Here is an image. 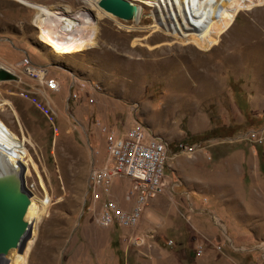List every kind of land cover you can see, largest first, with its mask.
<instances>
[{
    "label": "rangeland",
    "instance_id": "rangeland-1",
    "mask_svg": "<svg viewBox=\"0 0 264 264\" xmlns=\"http://www.w3.org/2000/svg\"><path fill=\"white\" fill-rule=\"evenodd\" d=\"M29 1L69 15L87 11L96 47L56 57L39 41L37 11L0 0V67L18 77L0 82V122L17 138L12 157L35 208L15 257L0 264H264V144L248 140L264 130V50L249 45L264 42V6L247 10L264 0L226 8L223 22L203 23L202 39L189 30L154 32L155 9L138 0H130L143 8L137 21L95 1ZM25 57L47 67L60 91L20 73ZM136 120L198 149L171 148L172 189L151 202L138 227L106 228L88 197L91 169L107 156L101 127L121 132ZM112 191L122 199L128 181L116 179Z\"/></svg>",
    "mask_w": 264,
    "mask_h": 264
},
{
    "label": "built area",
    "instance_id": "built-area-1",
    "mask_svg": "<svg viewBox=\"0 0 264 264\" xmlns=\"http://www.w3.org/2000/svg\"><path fill=\"white\" fill-rule=\"evenodd\" d=\"M17 68L20 73L47 91L52 93L60 91V83L50 76L49 69L34 65L29 57L20 60ZM76 85L83 90L86 88L85 84L73 80L71 86ZM77 95L73 93L70 96L79 99ZM93 102L94 100L89 99V103ZM101 132L104 135L107 156L102 164L91 169L88 197L92 203L100 204L96 218L99 225L133 230L140 224L151 202L159 194L172 189L173 183L166 176L171 148L183 154H192L198 146L174 145L171 140L154 136L155 134L138 120L121 132L106 125L101 127ZM250 138L253 142L263 145L264 130L253 133L248 140ZM116 179H125L129 183L130 192L122 199L118 193L112 191ZM26 188L31 191L27 186ZM144 242L145 239L141 237L135 240L136 244ZM216 249L220 252L223 247L216 245ZM203 251L204 248L200 245L195 253L201 255Z\"/></svg>",
    "mask_w": 264,
    "mask_h": 264
},
{
    "label": "bare ground",
    "instance_id": "bare-ground-1",
    "mask_svg": "<svg viewBox=\"0 0 264 264\" xmlns=\"http://www.w3.org/2000/svg\"><path fill=\"white\" fill-rule=\"evenodd\" d=\"M34 10L36 15L34 24L38 29L39 41L48 47L56 57H65L83 53L86 50L96 47V22L91 18L87 11L81 10L76 14L69 15L68 10L62 11L52 8L51 6L33 3L29 0H17ZM86 2L98 3L99 0H85ZM144 4L155 9V28L154 32L162 31L164 35H178L179 32L193 31L202 39L205 38V33H208L203 26V23H210L213 27L217 23L223 22L226 18L231 5L243 0H228L224 5L221 0H138ZM133 3V1H132ZM134 4V3H133ZM137 5V4H136ZM264 4H259L253 8L249 7L247 10H254L255 7H262ZM139 9L136 21L142 15L143 8L137 6ZM83 11V12H82ZM154 11V10H153ZM259 11H253L256 13ZM139 16V17H138ZM207 16V17H205ZM203 19V22L202 20ZM76 20L77 22H75ZM174 33V34H173ZM252 36H257L255 32ZM255 38V37H254ZM216 45V44H215ZM252 47H260L264 50V42H251ZM10 70L9 67L3 66ZM211 76V75H210ZM5 102V101H3ZM1 106V105H0ZM17 138L11 135L0 122V152L7 158L12 167H17L12 154H16L15 140ZM5 158V159H6ZM4 160L0 162V167ZM34 205L31 202L25 220L29 224L33 212ZM20 241L12 244L3 256L12 259L15 257L18 244Z\"/></svg>",
    "mask_w": 264,
    "mask_h": 264
},
{
    "label": "water",
    "instance_id": "water-1",
    "mask_svg": "<svg viewBox=\"0 0 264 264\" xmlns=\"http://www.w3.org/2000/svg\"><path fill=\"white\" fill-rule=\"evenodd\" d=\"M98 8L123 21L135 20L139 9L130 0H99ZM12 71L0 67V82L17 81ZM0 152V260L8 248L25 236V220L31 203V192L26 188L23 168L12 167Z\"/></svg>",
    "mask_w": 264,
    "mask_h": 264
},
{
    "label": "crops",
    "instance_id": "crops-1",
    "mask_svg": "<svg viewBox=\"0 0 264 264\" xmlns=\"http://www.w3.org/2000/svg\"><path fill=\"white\" fill-rule=\"evenodd\" d=\"M107 119H108V118H107ZM131 125H132V124H131ZM217 245H219V244H217ZM201 246H203V245H201ZM203 248H204V247H203ZM203 253H204V252H202L201 255H197V254H196V255H197L198 257H201V256L203 255Z\"/></svg>",
    "mask_w": 264,
    "mask_h": 264
}]
</instances>
